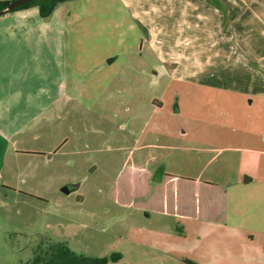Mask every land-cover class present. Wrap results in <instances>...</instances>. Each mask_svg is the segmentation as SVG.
Listing matches in <instances>:
<instances>
[{
	"label": "rangeland",
	"instance_id": "374dc122",
	"mask_svg": "<svg viewBox=\"0 0 264 264\" xmlns=\"http://www.w3.org/2000/svg\"><path fill=\"white\" fill-rule=\"evenodd\" d=\"M57 8L63 10L68 87L88 108L67 104L51 127L67 141L48 166L43 157L13 153L6 159L0 264H62V243L87 256L120 255L109 264L127 262L129 209L110 191L127 163L150 155L156 164L168 161L170 171L221 181L231 190L264 188L263 110L171 73L155 78L147 33L124 0H68ZM114 54L119 58L110 64ZM246 176L254 180L246 183Z\"/></svg>",
	"mask_w": 264,
	"mask_h": 264
},
{
	"label": "crops",
	"instance_id": "0c3cea01",
	"mask_svg": "<svg viewBox=\"0 0 264 264\" xmlns=\"http://www.w3.org/2000/svg\"><path fill=\"white\" fill-rule=\"evenodd\" d=\"M124 2L147 33L155 78L171 73L235 93L241 104L249 100L264 111V0ZM62 20L61 8L45 19L36 6L0 16V176L13 153L43 157L48 166L67 141L51 127L67 104L88 108L68 87ZM158 127L153 124L154 131ZM155 162L150 155L124 166L150 173L151 193L143 208L122 206L129 209L123 264H264L263 186L255 193L241 184L231 190L221 181L170 171L168 161ZM253 180L246 176L245 182Z\"/></svg>",
	"mask_w": 264,
	"mask_h": 264
},
{
	"label": "trees",
	"instance_id": "16d2710c",
	"mask_svg": "<svg viewBox=\"0 0 264 264\" xmlns=\"http://www.w3.org/2000/svg\"><path fill=\"white\" fill-rule=\"evenodd\" d=\"M11 0H0V10L5 8ZM68 0H30L29 2L21 5L13 11L36 6L39 8L40 16L47 19L49 18L57 6ZM12 11V12H13ZM151 174L144 171H134L130 168L124 167L117 176L114 185L111 188L110 196L115 203L121 206H132L143 208V204L148 200L151 189L149 180ZM184 179L191 181V179L182 178L170 174H165L164 179ZM161 197L162 194L160 195ZM165 198V197H164ZM64 249L62 258L66 256V260H62V264H107L109 261H116L120 255H112L110 257H93L84 254L76 253L68 248L65 244H60ZM188 264H197L192 260H185ZM40 263V261H39ZM42 264H47L42 262Z\"/></svg>",
	"mask_w": 264,
	"mask_h": 264
},
{
	"label": "water",
	"instance_id": "95a60500",
	"mask_svg": "<svg viewBox=\"0 0 264 264\" xmlns=\"http://www.w3.org/2000/svg\"><path fill=\"white\" fill-rule=\"evenodd\" d=\"M29 1L30 0H11L5 8L0 10V16L5 15L9 12H12L16 8L20 7L21 5H24L25 3L29 2ZM108 61L111 62L110 59ZM62 190L66 191V192L70 191L67 186L63 187Z\"/></svg>",
	"mask_w": 264,
	"mask_h": 264
},
{
	"label": "flooded vegetation",
	"instance_id": "af4514ba",
	"mask_svg": "<svg viewBox=\"0 0 264 264\" xmlns=\"http://www.w3.org/2000/svg\"><path fill=\"white\" fill-rule=\"evenodd\" d=\"M70 190V189H69Z\"/></svg>",
	"mask_w": 264,
	"mask_h": 264
}]
</instances>
